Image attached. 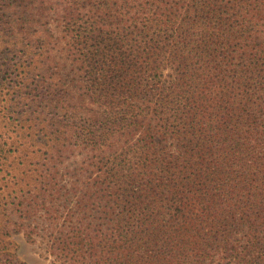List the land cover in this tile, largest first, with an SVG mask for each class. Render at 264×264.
Returning <instances> with one entry per match:
<instances>
[{
	"label": "trees",
	"instance_id": "obj_1",
	"mask_svg": "<svg viewBox=\"0 0 264 264\" xmlns=\"http://www.w3.org/2000/svg\"><path fill=\"white\" fill-rule=\"evenodd\" d=\"M82 2L66 12L69 83L38 46L0 44L29 69L19 95L64 110L63 131L95 152L66 187L47 115L28 127L44 137L0 144V173L4 146L18 151L0 264H19L18 233L52 264H264V0Z\"/></svg>",
	"mask_w": 264,
	"mask_h": 264
},
{
	"label": "rangeland",
	"instance_id": "obj_2",
	"mask_svg": "<svg viewBox=\"0 0 264 264\" xmlns=\"http://www.w3.org/2000/svg\"><path fill=\"white\" fill-rule=\"evenodd\" d=\"M82 1L86 0H0V44L9 38L13 41L22 40L23 44L38 46L39 49L36 53L40 55L39 59L42 56L50 55L54 61L65 64V67L60 71L59 80L63 84L69 83L73 78L74 70H71L70 61L67 57L68 40L71 33L67 22L70 17L66 16V12L68 8H77L81 4L83 12H87L92 8L91 3L85 4ZM7 7L10 9H7ZM14 11L17 13L12 14ZM12 53L0 51V144L4 145L3 141L9 142L14 139L27 140L35 135V138L44 137L42 131L35 133L34 130L28 129V127L31 124L43 123L35 119L38 112L47 115L49 118L47 124L51 123L49 125L51 128L59 130L46 134L47 137L58 139L52 140L53 143L56 141V158L51 169L57 172L58 181L65 184L66 187H69L77 178H79L78 182L81 184L86 168H88L95 152L90 151L81 142L75 141V136H72L71 132L63 131L64 110H58L54 106L45 108L46 101L44 97H38L39 105L35 106L32 103H27L30 99L25 100L19 95V92L29 91L25 82L21 81L29 69L24 66H18V68L12 66L18 55ZM50 72L45 74L46 77H49L46 83H55L56 80L53 75H49ZM42 75L44 74L40 73L36 76V80L44 77ZM29 82L31 80L26 81V83ZM28 98H31V96ZM12 108L17 109V114L8 112ZM27 115H30L31 118L27 121L22 120V116ZM44 115L41 116L45 118ZM67 116L68 118L72 117L71 120L74 122L81 120V117L78 114L73 115L72 111ZM19 121L24 124V126H20L21 130L5 131L12 128L8 125L9 122L15 124ZM4 148L8 152H6V155H8L6 162L8 164L4 169L5 173H0V193L5 192L8 186L11 185L8 181L10 176L8 177L7 172L14 173V168L18 163L16 155L18 151H10V146L6 145ZM4 174L7 179L6 182L3 179ZM12 242L11 250L15 254L16 263L52 264L49 258H45L41 254L42 249L37 244L27 241L22 234H14ZM218 261L219 258L214 257L209 264H217Z\"/></svg>",
	"mask_w": 264,
	"mask_h": 264
}]
</instances>
